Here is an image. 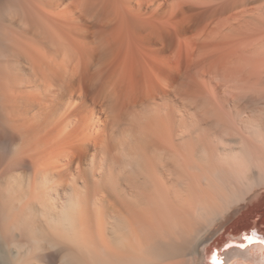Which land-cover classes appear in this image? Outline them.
Returning <instances> with one entry per match:
<instances>
[{"label":"bare ground","instance_id":"1","mask_svg":"<svg viewBox=\"0 0 264 264\" xmlns=\"http://www.w3.org/2000/svg\"><path fill=\"white\" fill-rule=\"evenodd\" d=\"M264 0H0V264H264Z\"/></svg>","mask_w":264,"mask_h":264},{"label":"snow or ice","instance_id":"2","mask_svg":"<svg viewBox=\"0 0 264 264\" xmlns=\"http://www.w3.org/2000/svg\"><path fill=\"white\" fill-rule=\"evenodd\" d=\"M214 264H220L219 260H217L215 257H213Z\"/></svg>","mask_w":264,"mask_h":264}]
</instances>
